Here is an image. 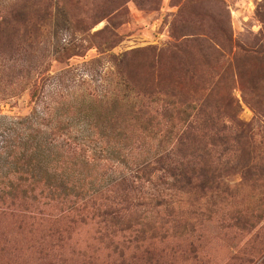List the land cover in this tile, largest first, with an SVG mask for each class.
Here are the masks:
<instances>
[{"label":"rangeland","instance_id":"rangeland-1","mask_svg":"<svg viewBox=\"0 0 264 264\" xmlns=\"http://www.w3.org/2000/svg\"><path fill=\"white\" fill-rule=\"evenodd\" d=\"M47 4L52 18L38 53L14 55L0 66V191L65 207L152 161L172 142L167 100H157L135 122L129 110L143 102L135 87L160 75L158 85L173 81L178 100L195 107L213 90L208 104L249 126L252 150L247 146L243 158L250 166L225 177L219 193H206L195 211L199 219L191 216L201 225L185 244L156 245L150 256L131 249L124 260L108 250L110 258L87 264H264V54L247 59L243 52L264 51V0ZM108 38L112 47L103 44ZM174 42H184L182 52L167 49ZM125 71L134 85L120 74ZM35 85L42 93L31 104ZM34 231L18 218L1 219L0 264H86L73 256L45 259Z\"/></svg>","mask_w":264,"mask_h":264},{"label":"trees","instance_id":"trees-1","mask_svg":"<svg viewBox=\"0 0 264 264\" xmlns=\"http://www.w3.org/2000/svg\"><path fill=\"white\" fill-rule=\"evenodd\" d=\"M48 1L9 0L0 6V66L7 65L5 60L14 55L21 57L28 53L33 57L38 53L45 42L44 25L52 18ZM104 33L96 32L92 40ZM110 39L103 44L112 47L115 41ZM184 47V42H174L167 49L171 53L182 52ZM96 49L101 50V45L97 44ZM243 52L247 59L264 54L258 47ZM63 59L64 56H59L56 60ZM172 72L175 73L173 67ZM120 74L134 85L130 72ZM152 76L156 83L135 87L136 97L143 102L140 110L129 113L132 112L130 118L135 122L134 118L150 112L149 106L157 100H167L165 115L174 128L170 132L171 145L164 152L152 161L134 165L127 177L105 190L65 207L59 203L58 207L53 206L54 200L46 203L28 200L19 191H0V220L9 217L28 222L34 232L40 233L39 254L50 262L66 256L86 264L107 260L111 257L105 254L108 250L117 252L118 259L124 260L126 251L131 249L141 256H150L156 245L185 244L201 225L192 223L191 216L199 217L195 211H200L206 193H219L226 186L222 182L225 177L239 172L243 165L250 166L243 158L247 146L252 150L249 126L221 113V106L208 104L213 90L195 107L178 100L173 81L163 88L158 85L161 76ZM41 93L38 85L33 86L30 103L36 102ZM222 107L225 110L224 104ZM187 108L195 110L189 113ZM102 117L103 113L101 121Z\"/></svg>","mask_w":264,"mask_h":264}]
</instances>
